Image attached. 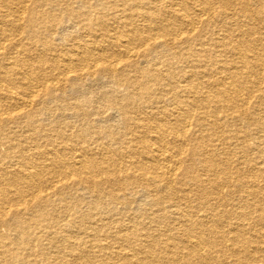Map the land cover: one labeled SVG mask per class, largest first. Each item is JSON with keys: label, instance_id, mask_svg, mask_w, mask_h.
I'll list each match as a JSON object with an SVG mask.
<instances>
[{"label": "bare ground", "instance_id": "6f19581e", "mask_svg": "<svg viewBox=\"0 0 264 264\" xmlns=\"http://www.w3.org/2000/svg\"><path fill=\"white\" fill-rule=\"evenodd\" d=\"M0 264H264V0H0Z\"/></svg>", "mask_w": 264, "mask_h": 264}, {"label": "rangeland", "instance_id": "374dc122", "mask_svg": "<svg viewBox=\"0 0 264 264\" xmlns=\"http://www.w3.org/2000/svg\"><path fill=\"white\" fill-rule=\"evenodd\" d=\"M46 21H48V18L46 19ZM66 32L75 33L71 28ZM66 32L64 31V33ZM35 39L36 41L38 40L37 38ZM35 39H33V41H35ZM31 41L32 40L30 39L23 38L22 43L29 45ZM35 53L36 52H34V54ZM94 79L95 78H83L78 81L59 83L55 86L54 90H52V92L50 93V99L54 104H62V106H65L66 110L64 112H60L59 110L56 111L54 109L53 111H49L48 119H43L41 121V123L45 124L48 128V132L54 134L59 129L75 131V129L73 130L70 125H77L79 122H81L83 117L95 119L100 116L101 122L103 123L108 119H116V114L111 112H107L105 115H98L97 110H100L101 107H104L109 103L108 99L102 96V93L107 90L108 84L104 79ZM129 88L130 87L127 86V83H124V85H120L118 87L120 91H125ZM76 104L78 106L83 105V110L77 109L75 107ZM82 112H84V114H82ZM66 124H69L68 129L63 127ZM52 146L53 145H48L49 148H51ZM82 192L83 191L81 190L78 191L80 197H83L84 192ZM58 197V195H54L53 199L56 200ZM70 201H72L71 198L67 197L66 203H69ZM140 201L144 202V198H142ZM84 202L85 201L81 202L82 206L85 205Z\"/></svg>", "mask_w": 264, "mask_h": 264}]
</instances>
